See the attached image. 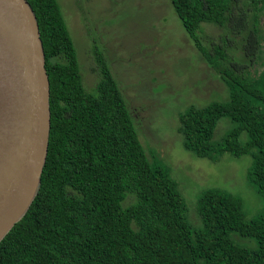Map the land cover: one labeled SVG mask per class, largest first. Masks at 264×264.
I'll return each mask as SVG.
<instances>
[{
    "label": "trees",
    "instance_id": "1",
    "mask_svg": "<svg viewBox=\"0 0 264 264\" xmlns=\"http://www.w3.org/2000/svg\"><path fill=\"white\" fill-rule=\"evenodd\" d=\"M27 1L45 51L51 129L39 192L0 243V264H264V206L248 217L240 196L209 189L193 226L104 58L96 52L99 80L86 89L57 0ZM170 1L227 93L179 114L183 146L212 162L246 157L264 204V0ZM204 24L221 30L219 44L204 41ZM222 120L229 127L215 139Z\"/></svg>",
    "mask_w": 264,
    "mask_h": 264
},
{
    "label": "rangeland",
    "instance_id": "2",
    "mask_svg": "<svg viewBox=\"0 0 264 264\" xmlns=\"http://www.w3.org/2000/svg\"><path fill=\"white\" fill-rule=\"evenodd\" d=\"M79 57L83 84L98 82V52L110 69L133 115L139 139L170 167L188 206L193 226L200 225L198 199L209 189L238 195L248 217L263 200L247 180L246 157L224 155L219 161L196 158L183 146L178 116L191 105L226 98L218 75L210 69L186 33L170 0H57ZM205 42L219 44L221 30L204 24ZM96 71V72H95ZM229 124L215 129L220 139Z\"/></svg>",
    "mask_w": 264,
    "mask_h": 264
},
{
    "label": "water",
    "instance_id": "3",
    "mask_svg": "<svg viewBox=\"0 0 264 264\" xmlns=\"http://www.w3.org/2000/svg\"><path fill=\"white\" fill-rule=\"evenodd\" d=\"M50 129L37 17L27 0H0V243L39 192Z\"/></svg>",
    "mask_w": 264,
    "mask_h": 264
}]
</instances>
